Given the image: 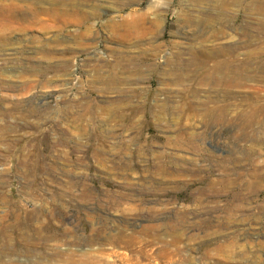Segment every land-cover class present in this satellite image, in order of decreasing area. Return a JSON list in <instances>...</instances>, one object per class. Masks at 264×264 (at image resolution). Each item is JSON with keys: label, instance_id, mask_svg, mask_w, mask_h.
<instances>
[{"label": "rangeland", "instance_id": "374dc122", "mask_svg": "<svg viewBox=\"0 0 264 264\" xmlns=\"http://www.w3.org/2000/svg\"><path fill=\"white\" fill-rule=\"evenodd\" d=\"M213 1L170 0L159 25L141 39L124 38L115 25L134 11H148L149 0L138 5L126 0H58L55 30L0 28V74L21 75L15 82L25 87L0 90V111L17 117V127L0 134V264H63L56 253L44 250L39 227L55 236L57 251L58 237L84 241L102 223L90 203L98 208L124 197L123 186L131 181L139 193L123 205L108 207L110 221L150 215L151 223L144 224L160 226L155 233L166 229L196 248L204 241L212 244L210 249L215 241L238 240L254 251L257 241L264 245L260 235H244L240 241L242 234L230 235L229 230L237 224H245L247 231L264 226V12L255 9L257 0H241L225 10ZM183 31L207 32L210 40L230 33L233 42L256 53L249 62L250 79L244 87L231 89L232 99L224 98L223 91L219 96L211 91L216 104L250 97V107L210 109L205 97H188L189 91L207 88L201 85L203 70L182 88L170 86L174 100L156 98L160 79L173 65L166 66L161 54H154L153 68L146 70L142 60L129 58L128 52L189 49L193 41L175 35ZM41 50L53 53L54 59L41 61L36 55ZM93 55L103 58L101 69ZM138 71H143L141 76ZM138 92L147 94L144 110L135 109ZM187 104L194 106L187 109ZM33 108V116L18 117ZM86 143L94 145L89 155L125 160L131 179L124 180L123 173L112 176L108 159L79 163L75 146ZM71 166L80 172H68ZM159 167L170 169V174ZM85 183L91 201L77 195ZM65 212L71 221L60 225ZM137 235L149 236L141 228Z\"/></svg>", "mask_w": 264, "mask_h": 264}, {"label": "bare ground", "instance_id": "6f19581e", "mask_svg": "<svg viewBox=\"0 0 264 264\" xmlns=\"http://www.w3.org/2000/svg\"><path fill=\"white\" fill-rule=\"evenodd\" d=\"M151 4L146 12L134 11L115 25L116 29L123 31V37H132L141 39L148 34L151 27L158 26V18L162 14L167 13L170 9V0H149ZM197 3H203L204 0H196ZM241 0H228V2H221L214 0V4L220 7L222 10L231 9L233 5H236ZM136 3L141 4V0H126L125 4ZM151 6V7H150ZM215 6V7H216ZM255 9L258 12H264V0H257L254 3ZM195 7V6H194ZM110 9V8H108ZM216 9V8H214ZM195 11V10H194ZM201 12V11H197ZM212 11H206L204 13H211ZM210 15V14H208ZM160 20V18H159ZM0 28L4 30H20V29H34L38 28L42 31L55 30L58 28V0H0ZM262 29L260 26L259 31ZM175 35L182 36L186 40H192L193 43H189V49H179L171 46L169 48L161 49L154 53H146L140 51L135 52L130 50L129 58L140 59L144 63L146 70L153 68L151 62L153 55L161 54L164 64L167 66L173 65L170 69L166 70L165 77L161 78V90L156 94V98L165 100H174V96L170 93L171 85L182 88L184 82L196 80L198 72L200 70L206 71L204 75L202 90L189 91L188 97L198 99L199 97H205V105L210 109H224V110H244L250 107V103L246 102L250 100V97L243 101H235L229 99L222 100V104L219 102L216 104L219 91L225 92L224 98L232 96L231 89H240L246 85V81L250 79V66L249 62L256 53H252L251 50H246V46L241 42H233L230 33H224L221 37H213L210 40L207 38V32L192 31L190 34L187 31H183ZM68 42V39L62 40ZM58 46V42L57 45ZM188 52V58L185 53ZM259 53V52H258ZM9 55H12L9 54ZM8 55V56H9ZM36 55H39V59H54L53 53H48L43 50L38 51ZM96 66L101 69L105 64L101 56H92ZM50 60V61H51ZM210 67V68H209ZM6 71V69H4ZM19 72V71H18ZM138 75L141 76L143 71H138ZM0 76H6V79L0 81V90L21 91L25 90L23 86H17L15 81L18 78H22L19 74H8L1 72ZM140 79V78H139ZM140 80H146L144 78ZM251 89L256 90L255 86ZM261 87H258L257 91H261ZM202 91V92H201ZM215 96H211L212 92ZM136 94V93H135ZM139 103L135 108L137 110H144L147 106V94L138 92ZM260 96V95H259ZM183 94L181 92V98ZM41 100V105L45 106L47 101ZM238 102V103H237ZM246 102V105L244 104ZM34 105V103H32ZM194 106V105H193ZM191 105H186L187 109L193 108ZM33 107V106H32ZM34 109V110H33ZM28 111L19 112V118H29L34 115L35 108ZM16 113L12 111H0V134L3 135L4 131H12L16 126ZM94 145L86 143L84 146H75V152L77 153V161L81 164H85L88 159H92L95 162L101 164L102 159L110 160L111 164L108 166V171L112 176L121 174L124 180L131 179V168L126 165L125 160L115 161L114 156H104L100 153H91L89 150ZM107 160V161H108ZM80 167L71 166L68 168V172L79 171ZM175 169H178L176 164ZM165 175L170 174L171 170L166 167L158 168ZM68 172H66L68 174ZM80 172V171H79ZM78 172V173H79ZM76 173V172H75ZM121 179V178H120ZM133 184L126 182L123 186L125 196L117 200L109 202H103L96 208L92 203L89 207L96 211L95 217L100 220L101 224L98 227L92 229L93 235L84 240L78 241L76 238L69 240V242H63L58 237V251L57 244L54 235L45 234L43 229L39 227L38 233H42V245L46 251L54 252L58 255L63 264H264L262 262V249L264 245L257 241L255 247L257 250H250L249 245L238 244V240H233L228 243H217L215 241L214 247L210 249V246L205 241L199 243L197 248L185 241V239L179 234L170 233L166 229H160L163 234L155 233L160 226L145 225L144 223H151L149 219L150 215H130L119 216L110 221L105 214L107 209L112 208L114 205L119 206L126 203L129 199L136 198L139 193V188L136 186V182L131 181ZM88 183L82 188H79L77 195L87 200L90 198ZM92 200V199H91ZM87 200V201H91ZM203 203L202 200H199ZM71 214L65 212L58 222L60 225H64V221H71ZM141 222L138 223V221ZM257 229L253 231H247V228L243 227L245 224L230 225L231 234L240 235V241L246 239L244 235H260L264 239L263 225L260 224ZM141 228L142 231L149 236L147 238H139L137 235V229ZM244 238V239H243ZM34 243L33 246H35ZM245 243V242H244ZM12 249L9 246V250Z\"/></svg>", "mask_w": 264, "mask_h": 264}]
</instances>
